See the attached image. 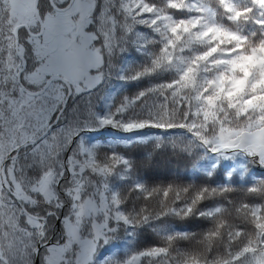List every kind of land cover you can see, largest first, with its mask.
Wrapping results in <instances>:
<instances>
[{
    "label": "snow or ice",
    "instance_id": "snow-or-ice-1",
    "mask_svg": "<svg viewBox=\"0 0 264 264\" xmlns=\"http://www.w3.org/2000/svg\"><path fill=\"white\" fill-rule=\"evenodd\" d=\"M257 169L264 0H0V264H264Z\"/></svg>",
    "mask_w": 264,
    "mask_h": 264
},
{
    "label": "trees",
    "instance_id": "trees-1",
    "mask_svg": "<svg viewBox=\"0 0 264 264\" xmlns=\"http://www.w3.org/2000/svg\"><path fill=\"white\" fill-rule=\"evenodd\" d=\"M135 88L130 89V92H134ZM102 95V94H101ZM93 104L99 106L101 103V100L99 97L93 98ZM104 136L109 137L107 141H103L102 143H109L111 142V136L108 132L104 133ZM136 159H142L143 154L141 150L133 149L131 150V153ZM258 171H264L259 170ZM141 175H146L147 178L151 182H171V181H177L179 183L187 184L189 182H200V181H190L189 179H186V177H191V173L188 171L186 162L179 157L175 156L170 150L164 149L157 152L152 162L149 166L146 168H142L140 170ZM206 179V178H205ZM218 180L219 177H216ZM198 221L191 220L187 222V226L190 227L193 231H198ZM157 241V238L154 236L153 233H151L149 230L145 229L141 232L139 236V243L141 246H145L151 243H155Z\"/></svg>",
    "mask_w": 264,
    "mask_h": 264
}]
</instances>
